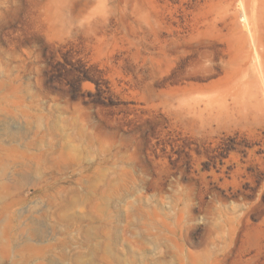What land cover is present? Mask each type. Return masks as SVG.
<instances>
[{
    "label": "rangeland",
    "instance_id": "1",
    "mask_svg": "<svg viewBox=\"0 0 264 264\" xmlns=\"http://www.w3.org/2000/svg\"><path fill=\"white\" fill-rule=\"evenodd\" d=\"M0 264H264V0H0Z\"/></svg>",
    "mask_w": 264,
    "mask_h": 264
},
{
    "label": "bare ground",
    "instance_id": "2",
    "mask_svg": "<svg viewBox=\"0 0 264 264\" xmlns=\"http://www.w3.org/2000/svg\"><path fill=\"white\" fill-rule=\"evenodd\" d=\"M241 15L245 18V11L242 10Z\"/></svg>",
    "mask_w": 264,
    "mask_h": 264
}]
</instances>
